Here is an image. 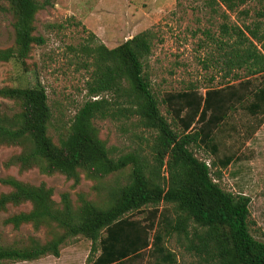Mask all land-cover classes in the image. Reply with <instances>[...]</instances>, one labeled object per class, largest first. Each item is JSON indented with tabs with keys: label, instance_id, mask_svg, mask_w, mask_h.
Wrapping results in <instances>:
<instances>
[{
	"label": "trees",
	"instance_id": "obj_1",
	"mask_svg": "<svg viewBox=\"0 0 264 264\" xmlns=\"http://www.w3.org/2000/svg\"><path fill=\"white\" fill-rule=\"evenodd\" d=\"M14 21V44L0 48V62H24L34 44L45 38L35 34L36 13L54 0H5ZM250 0H208L223 4L220 12V35L216 39L217 62L226 69L246 70V80L211 88L204 95L193 89L171 94L180 131L161 112L159 101L144 70V60L152 51L153 33L145 29L114 47L103 42L84 44L80 51L89 57L85 67L89 98L82 104L71 123L61 132L58 142L49 135L52 111L45 87L36 82L26 86H4L0 96L13 100L19 110H0V144L17 146L7 165L20 170L36 167L41 173H62L78 184L83 174L101 182L118 174L103 200L78 194L74 205L70 193L53 198L46 183L31 184L8 176L1 182L10 187L0 193V210L8 205L29 203L28 210L8 216L4 222L13 228L30 223L35 229L49 228L51 237L41 242L29 237L23 245H0V264L7 260H33L44 255L59 256L60 247L72 237L83 235L91 240L89 264H121L127 259L153 258V264H177L176 253L165 239L176 235L186 240L185 248L194 251L209 264H264V239H257L249 228L250 197L223 189L216 179L232 161L224 155L208 164L197 157L193 144L202 143L213 155L218 152L215 130L228 111L241 105L251 114L264 117V78L254 85L251 77H264V7L255 12L249 23H229V13ZM264 1V0H259ZM248 15V10H242ZM90 37H96L89 31ZM245 86L240 90L239 86ZM130 95L136 111L156 133L162 149L165 175L153 179L136 151L117 157L100 137L95 120L102 118L110 105L99 96L105 92ZM96 97V98H94ZM184 115L181 116V112ZM195 122L199 126H194ZM195 127V128H194ZM212 167L216 170L212 176ZM146 209L145 220L129 212Z\"/></svg>",
	"mask_w": 264,
	"mask_h": 264
},
{
	"label": "rangeland",
	"instance_id": "obj_2",
	"mask_svg": "<svg viewBox=\"0 0 264 264\" xmlns=\"http://www.w3.org/2000/svg\"><path fill=\"white\" fill-rule=\"evenodd\" d=\"M42 1V0H39ZM264 7V1L250 0L229 13V23H249L255 12ZM223 4H210L208 0H54L51 5L39 10L35 19V34L45 38L42 45L34 44L24 62L10 60L0 62V88L4 86H26L40 82L46 90L52 111L49 135L58 142L59 135L74 119L82 104L90 97L87 81L90 71L85 67L89 57L80 51L84 44L99 42L114 47L138 32L150 29L153 33L151 53L144 60L152 90L161 112L180 131L175 109L176 99L171 94L193 89L204 95L211 88L235 84L250 78L246 70L224 69L217 62L216 39L220 35L219 24L223 21L220 12ZM248 10V15L242 13ZM14 17L5 0H0V48L14 44ZM89 31L96 37H90ZM263 76L251 77L258 85ZM240 90L245 86H239ZM99 96L108 99L109 109L102 118L95 120L100 137L111 150L112 156L126 152L140 153L149 175L153 178L165 175L162 149L155 131L136 111L130 95L105 92ZM96 98V97H94ZM0 110L13 113L18 104L0 96ZM181 112V116L184 115ZM195 127L199 126L195 122ZM194 127V128H195ZM218 152L213 155L202 143L193 144L195 155L208 164L224 155H232L233 161L222 169L216 179L220 186L233 193L250 197L249 228L257 239H264V117L251 114L235 103L227 117L215 130ZM20 151L17 146L0 144V193L10 190L1 182L12 176L31 184L46 183L53 190V198L59 202L60 194L70 193L74 205H78V194H86L91 200H103L107 189L121 179L110 175L101 182L81 175L80 182L73 184L62 173H41L36 167L20 170L6 162ZM212 167V176L215 177ZM122 177V176H121ZM29 203L8 205L0 210V245H23L29 237L41 242L51 237L47 227L35 229L30 223L13 228L4 220L13 213L28 210ZM129 216L145 220L146 209L129 212ZM91 240L83 235L70 238L60 247L59 256L51 254L23 261L7 260L3 264H89L98 252L91 253ZM165 244L177 255V264H209L194 251L185 248L186 240L172 235ZM154 259L145 253L143 257L127 259L121 264H153Z\"/></svg>",
	"mask_w": 264,
	"mask_h": 264
},
{
	"label": "crops",
	"instance_id": "obj_3",
	"mask_svg": "<svg viewBox=\"0 0 264 264\" xmlns=\"http://www.w3.org/2000/svg\"><path fill=\"white\" fill-rule=\"evenodd\" d=\"M105 45H108V44H105ZM108 47H110V46H108Z\"/></svg>",
	"mask_w": 264,
	"mask_h": 264
}]
</instances>
